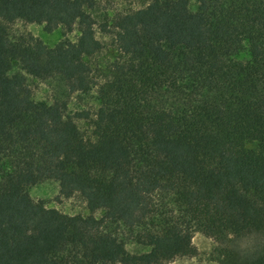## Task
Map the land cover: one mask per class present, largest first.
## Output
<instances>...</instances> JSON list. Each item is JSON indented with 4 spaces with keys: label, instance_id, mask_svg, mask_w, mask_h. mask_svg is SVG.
<instances>
[{
    "label": "trees",
    "instance_id": "16d2710c",
    "mask_svg": "<svg viewBox=\"0 0 264 264\" xmlns=\"http://www.w3.org/2000/svg\"><path fill=\"white\" fill-rule=\"evenodd\" d=\"M121 1L142 5L100 26L117 55L92 117L29 79L97 85L94 0H0V264H165L197 232L219 264H264V0ZM17 20L66 35L14 36ZM50 179L89 214L29 194Z\"/></svg>",
    "mask_w": 264,
    "mask_h": 264
},
{
    "label": "rangeland",
    "instance_id": "374dc122",
    "mask_svg": "<svg viewBox=\"0 0 264 264\" xmlns=\"http://www.w3.org/2000/svg\"><path fill=\"white\" fill-rule=\"evenodd\" d=\"M95 6L92 12L97 21L98 36L104 41L105 47L96 56L89 58L88 61L92 65V75L95 82L94 88L90 92H70L65 81L60 76H54L48 79H36L30 77V84L34 90V97L37 101L52 103L61 99L68 102V112L74 114L78 111H88L93 115L100 106L98 100V84H100L108 72V68L117 55L116 45L112 33L100 31L101 25L108 18L119 11L129 8L140 7L141 2H129L121 0H94ZM192 7L197 9V0L192 1ZM11 34L18 36L21 34L31 33L35 37L41 38L45 43L54 46L62 38L65 31L63 27H58L52 32L45 30L44 23H30L25 20H17L10 25ZM79 31L76 29L68 34V37L76 40ZM80 125L83 129L90 130V120L80 119ZM29 194L37 201L42 200L47 207L57 208L68 214H89L86 201L80 194L73 197H64L60 191V185L55 180H46L42 183L28 187ZM252 240H249L250 243ZM193 243L198 249V253L194 256L178 257L165 264H219L215 259V247L217 242L215 239L197 232L194 235ZM133 249V248H132Z\"/></svg>",
    "mask_w": 264,
    "mask_h": 264
}]
</instances>
